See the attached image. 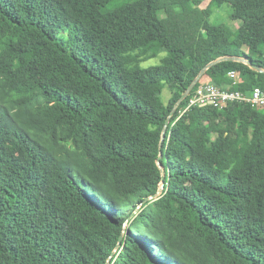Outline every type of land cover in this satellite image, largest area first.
I'll return each mask as SVG.
<instances>
[{"label":"trees","instance_id":"1","mask_svg":"<svg viewBox=\"0 0 264 264\" xmlns=\"http://www.w3.org/2000/svg\"><path fill=\"white\" fill-rule=\"evenodd\" d=\"M113 1L0 0V264H264V107L182 113L264 91V0Z\"/></svg>","mask_w":264,"mask_h":264},{"label":"built area","instance_id":"2","mask_svg":"<svg viewBox=\"0 0 264 264\" xmlns=\"http://www.w3.org/2000/svg\"><path fill=\"white\" fill-rule=\"evenodd\" d=\"M230 78L237 82V74L229 73ZM239 102L250 104L251 106L264 107V91L256 88L250 93L245 94L240 91H231L229 89H222L210 82H203L198 87L196 92L190 97L185 109L182 113L188 111L193 106L212 105L216 108L222 109L228 103Z\"/></svg>","mask_w":264,"mask_h":264},{"label":"water","instance_id":"3","mask_svg":"<svg viewBox=\"0 0 264 264\" xmlns=\"http://www.w3.org/2000/svg\"><path fill=\"white\" fill-rule=\"evenodd\" d=\"M221 61H234V62H242L244 64H246L247 66H249L251 69L257 71V72H263V70L255 65H253L250 61H247L243 58H239V57H235V56H224V57H221V58H218L214 61H212L211 63H209L208 65H206L201 71L200 73L196 76V78L192 81V83L190 84V86L186 89V91L181 95V97L179 98L177 104L174 106V109L172 110V112L170 113V115L168 116L167 120L165 121V124H164V127H163V130H162V134H161V140H160V143H159V149H161L162 147V144H163V141H164V137H165V132H166V129H167V126L169 124V119L171 118V116L173 115V112L174 110L177 108V106L183 101L185 100V98L190 94V92L193 90L194 86L200 81V79L202 78V76L204 75V73L206 72V70L208 68H210L212 65L218 63V62H221ZM161 158H162V153L160 152L159 153V156H158V159H157V165L159 167V169L161 170V173H162V183H161V186L158 190V192L153 195V196H150L146 199L143 200V202L141 203L144 204L146 203L147 201L149 200H152L154 198H156L162 191L163 189V180H164V170H163V166L161 164ZM138 210V209H137ZM137 210L134 212V214L137 212ZM133 214V215H134ZM132 215V216H133ZM122 239V236L120 237V240ZM120 247V244L117 245L116 249L113 251L111 257L114 256L115 252L118 250V248ZM111 257L109 258V260L111 259ZM108 260V261H109ZM107 264H109V262H107Z\"/></svg>","mask_w":264,"mask_h":264},{"label":"rangeland","instance_id":"4","mask_svg":"<svg viewBox=\"0 0 264 264\" xmlns=\"http://www.w3.org/2000/svg\"><path fill=\"white\" fill-rule=\"evenodd\" d=\"M129 0H114L112 3H110L107 7L108 10L114 9L118 6H120L122 3H125ZM208 3V0H201V8H204ZM229 12H230V6L228 4H224L222 7H220L212 16L211 22L215 25L225 24L231 29H234L237 27V23L229 20ZM165 54H161L159 57L149 60L148 62L143 63L142 67H147L149 65H157L160 64V59ZM170 97L169 90L167 88L163 89L161 98L163 101H167Z\"/></svg>","mask_w":264,"mask_h":264},{"label":"crops","instance_id":"5","mask_svg":"<svg viewBox=\"0 0 264 264\" xmlns=\"http://www.w3.org/2000/svg\"><path fill=\"white\" fill-rule=\"evenodd\" d=\"M232 79V78H231ZM234 80V79H233ZM205 81H207V80H205ZM235 81V80H234ZM236 82V81H235Z\"/></svg>","mask_w":264,"mask_h":264}]
</instances>
